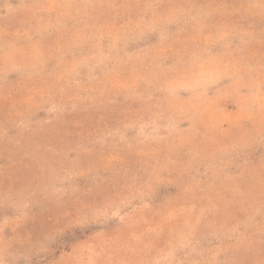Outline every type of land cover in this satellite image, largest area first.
<instances>
[{
	"label": "rangeland",
	"instance_id": "374dc122",
	"mask_svg": "<svg viewBox=\"0 0 264 264\" xmlns=\"http://www.w3.org/2000/svg\"><path fill=\"white\" fill-rule=\"evenodd\" d=\"M0 264H264V0H0Z\"/></svg>",
	"mask_w": 264,
	"mask_h": 264
}]
</instances>
